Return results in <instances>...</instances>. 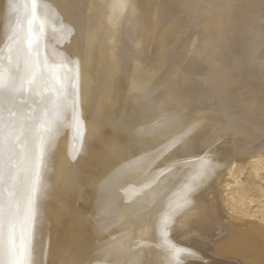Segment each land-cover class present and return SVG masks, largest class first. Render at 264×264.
Instances as JSON below:
<instances>
[{"label":"bare ground","instance_id":"1","mask_svg":"<svg viewBox=\"0 0 264 264\" xmlns=\"http://www.w3.org/2000/svg\"><path fill=\"white\" fill-rule=\"evenodd\" d=\"M29 57L55 88H26L11 112L6 98L5 123L65 97L35 264H264L262 214L227 223L207 199L217 167L231 178V153L255 172L264 160V0H0V65L23 74ZM15 151L21 161L23 138Z\"/></svg>","mask_w":264,"mask_h":264},{"label":"snow or ice","instance_id":"2","mask_svg":"<svg viewBox=\"0 0 264 264\" xmlns=\"http://www.w3.org/2000/svg\"><path fill=\"white\" fill-rule=\"evenodd\" d=\"M53 77L51 68L38 75L31 66L30 57L24 61L23 74L10 68L6 73L0 65V264H35L33 229L37 218L41 169L54 130L53 122L65 97L57 90L56 99L51 101L50 107L40 112L33 111L27 124L21 118L18 127L16 122L5 123V99L9 102L7 110L11 112L15 107L12 103L14 97L23 94L26 88L31 95L39 89L41 80L46 86L55 88ZM22 138L24 151L22 160L17 161L15 146ZM23 161H27L28 168L21 208L20 203H13V200L16 197L18 166ZM6 177L10 178L7 203L3 197Z\"/></svg>","mask_w":264,"mask_h":264},{"label":"rangeland","instance_id":"3","mask_svg":"<svg viewBox=\"0 0 264 264\" xmlns=\"http://www.w3.org/2000/svg\"><path fill=\"white\" fill-rule=\"evenodd\" d=\"M231 129L232 142L236 146L243 141V133L238 129ZM253 148L256 154L264 149V132L258 134ZM248 161L239 152L231 153V178L228 179L229 174H224L217 167L218 175L212 188L207 191V199L221 208L223 214H219V218L227 223L232 220L240 221L246 214L261 213L264 217V160H260L256 172Z\"/></svg>","mask_w":264,"mask_h":264}]
</instances>
